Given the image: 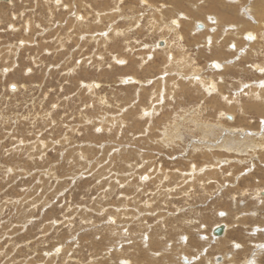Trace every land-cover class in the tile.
<instances>
[{
  "label": "rangeland",
  "instance_id": "374dc122",
  "mask_svg": "<svg viewBox=\"0 0 264 264\" xmlns=\"http://www.w3.org/2000/svg\"><path fill=\"white\" fill-rule=\"evenodd\" d=\"M201 1H0V264H264V30L250 25L264 22V0ZM219 59L227 70L211 66ZM241 131L263 148L206 146Z\"/></svg>",
  "mask_w": 264,
  "mask_h": 264
},
{
  "label": "bare ground",
  "instance_id": "6f19581e",
  "mask_svg": "<svg viewBox=\"0 0 264 264\" xmlns=\"http://www.w3.org/2000/svg\"><path fill=\"white\" fill-rule=\"evenodd\" d=\"M80 1H81V0H80ZM168 1H170L171 3L174 4L173 0H168ZM199 1H200V2H199V4H200L202 1H201V0H199ZM227 1H228L227 3H229V5H230V4L235 5L236 3H238L237 0H227ZM9 2H10V1H9ZM121 2H123V0H120V3H121ZM217 2H218V0H212V1H211V6L214 7V6L218 5ZM82 3H83V2H82ZM85 3H86V2H85ZM114 3H115V2H114ZM218 3H219V2H218ZM61 4H62V3H61ZM118 4H119V1H118ZM168 4H169V3H168ZM214 4H215V5H214ZM83 5H84V4H83ZM63 6H64V5H63ZM65 6H66V5H65ZM167 6H168V5H167ZM170 6H171V5H170ZM253 6H254V5H253ZM56 7H57V6H56ZM59 7H60V6H59ZM75 7H76V6H75ZM151 7H152V6H151ZM163 7L166 8V9L168 8V7H166V5H163ZM172 7H173V6H172ZM192 7H193V6H192ZM194 7H195V5H194ZM194 7H193V8H194ZM236 7H238V6H236ZM64 8H65V7H64ZM69 8H70V7H69ZM82 8H83V7H82ZM170 8H171V7H170ZM251 8H253V7H251ZM58 9H60V8H58ZM74 9H75V8H74ZM117 9H118V8H117ZM119 9H120V8H119ZM197 9H198V8H197ZM214 9H215V8H214ZM253 9H256V10L260 11V10L258 9V7H257V8L255 7V8H253ZM253 9H252V10H253ZM49 10H50V9H49ZM105 10H106V9H105ZM217 10H218V9H217ZM227 10H228V9H227ZM246 10H250V9L248 8V9H246ZM75 11H76V10H75ZM106 11H108V10H106ZM188 11L190 12V10H188ZM191 11H194V10H191ZM195 11H196V9H195ZM195 11H194V12H195ZM115 12H117V11H115ZM170 12H172V11L169 10L168 13H170ZM200 12H201V11H200ZM245 12H246V11H245ZM74 13H75V12H74V10H73V14H74ZM76 13H78V12H76ZM76 13H75V15H76ZM242 13H243V12H242ZM242 13H241V14H242ZM261 13H262V12H261ZM51 14H52V12H51ZM71 14H72V13H71ZM78 14H79V13H78ZM189 14H190V13H189ZM195 14H197V13H195ZM195 14H194V16H195ZM244 14H245V13H244ZM262 14H263V13H262ZM262 14H261V17L263 16ZM52 15H53V14H52ZM80 15H81V14H80ZM104 15H106L107 17L109 16V15L106 14V13H103V16H104ZM201 15H202V14H201ZM247 15H248V14H247ZM69 16H70V15H69ZM69 16H67V17H69ZM82 16H83V15H82ZM98 16L100 17V14H98ZM101 16H102V15H101ZM143 16H144V15H143ZM181 16H182V18H187V17H189V16H187L186 14H181ZM52 17H53V16H52ZM76 17L78 18V16H76ZM111 17H112V16H111ZM200 17H201V16H200ZM85 18H86V17H85ZM132 18H133V17H132ZM196 18H197V16H196ZM198 18H199V17H198ZM99 19H100V18H99ZM105 19H106V18H105ZM179 19H180V16H179ZM187 19H189V18H187ZM192 19H193V18H192ZM199 19H201V18H199ZM218 19H219V18H218ZM5 20H6V19H5ZM84 20H85V19H84ZM193 20H194V19H193ZM207 20H208V19H207ZM208 21H209V20H208ZM216 21H217V20H216ZM75 22H76V21H75ZM88 22H89V21H88ZM177 22H178V21H177ZM252 22H254V21H252ZM56 23H57V22H56ZM59 23H61V22H59ZM59 23H58V24H59ZM65 23H66V22H65ZM91 23H92V22H91ZM188 23H189V22H188ZM196 23H197V22H196ZM200 23H201V22H200ZM203 23H204V22H203ZM217 23H218V22H217ZM232 23H233V22H232ZM11 24H12V23H11ZM82 24H83V23H82ZM87 24H88V23H87ZM207 24H208V23H207ZM84 25H85V24H84ZM190 25H191V23H190V24H187L185 27H187V26L189 27ZM197 25H198V24H196V26H197ZM250 25H251V26H254V29H256V30H257V29H263V30H264V22L261 21V20H259V19H257V18H256V20H255V23H252V24H250ZM62 26H63V25H62ZM96 26H97V25H96ZM112 26H113V25H112ZM167 26H168V25H167ZM167 26L165 25L164 29H165V28H168ZM179 26H180V25H177V24H175L174 22H172L171 24H169V29L172 28L173 30H177ZM196 26H195V27H196ZM205 26H206V28H208V25H205V24H201V26H199V27H202V29H203ZM229 26H231V25H228V26H226V27L229 28ZM110 27H111V26H110ZM49 28H50V27H49ZM54 28H55V25H54ZM181 28H182V27H181ZM210 28H211V27H210ZM232 28H233V30H230V31H237V30H239V26H237V25H232ZM69 29H71V28H69ZM116 29H117V26H115V30H114L113 34L116 32ZM162 29H163V28H162ZM162 29H159V30L162 32ZM197 30H198V29H197ZM199 30H200V29H199ZM203 30H204V29H203ZM248 30H249V29H248ZM248 30H247V31H248ZM117 31H118V29H117ZM177 31H178V30H177ZM230 31L224 29V33H225V34L230 33ZM170 32H171V30H170ZM237 32H238V31H237ZM102 33H103V32H102ZM192 33H193V32H192ZM210 33H211V31H210ZM83 34H84V33H83ZM89 34H90V33H89ZM246 34H247V33H246ZM246 34H245V37H246ZM262 34L264 35V31L262 32ZM92 35H93V34H92ZM94 35H95V34H94ZM102 35H103V34H102ZM105 35H106V34H105ZM109 35H110V34H109ZM109 35H108V38H107L108 41L111 40V36H109ZM114 35H115V34H114ZM116 35H121V31L117 32ZM181 35H182V34H181ZM181 35H180V33H178V38H180ZM55 36H56V35H55ZM95 36H97V35H95ZM182 36H183V35H182ZM209 36H210V37H209L210 39L208 38V39H209L208 43H209V45H210V43H211L212 41L214 42V37H213V35H209ZM222 36H223V34H222ZM100 37H101V35H100ZM100 37H99V38H100ZM224 37H225V36H224ZM250 37H251V38H250ZM262 37H263V39H264V36H262ZM55 38H56V37H55ZM55 38H54V39H55ZM109 38H110V39H109ZM221 38H222V37H221ZM247 38H248V39H247ZM247 38H246V40L248 41V46H250V44H254V43H255V40H256V39L258 40V34H257V33H248ZM59 39H60V38H59ZM161 39H162V38H161ZM161 39H160V41H161ZM56 41H57V40H56ZM90 41H91V40H90ZM90 41H89V42H90ZM102 41H103V40H102ZM125 41H126V40H125ZM160 41H159V42H160ZM164 41H165V40H164ZM96 42H97V41H96ZM156 42H157V41H156ZM217 42H219V41H217ZM28 43H29V42H28ZM104 43H105V42H104ZM160 43H163V44H162V45H161V44H158L159 48L165 44L164 42H160ZM177 44H178V43H177ZM230 44H231V43H230ZM104 45H105V44H104ZM170 45H171V44H170ZM22 46H23V45H22ZM210 46H211V45H210ZM254 46H255V44H254ZM254 46H253V47H254ZM10 47H11V46H10ZM10 47H9V48H10ZM156 47H157V46H156ZM166 47H167L166 50H168V48H169L170 46L168 47V44H166ZM231 47H232V45H231ZM19 48H20V47H19ZM248 48H250V47H248ZM59 49H60V48H59ZM154 49H155V48H154ZM210 49H211V48H210ZM158 50H159V49H158ZM160 50H163V49H160ZM10 51H11V50H10ZM12 51H13V50H12ZM57 51H58V50H57ZM18 52H19V51H18ZM159 53H160V52H159ZM169 53H170V52H169ZM246 53H247V51H246ZM9 54H10V52H9ZM15 54H16V53H15ZM148 54H149V53H148ZM148 54H146V55L148 56ZM181 54H182V53H180V55H181ZM247 54H248V53H247ZM149 55H151V54H149ZM167 55H168V57H170L169 54H167ZM172 55H173V53H172ZM8 56H10V55H8ZM69 56H70V55H69ZM182 56H183V55H181L180 58H182ZM219 56H220V55H219ZM216 57H218V55H216ZM145 58H146V57H145ZM180 58H179V59H180ZM186 58H187V56H186V57L184 56V57L182 58V59H183L182 61L187 62V59H186ZM237 58H238V57H237ZM12 59H13V58H12ZM192 59H193V58H192ZM239 59H240V54H239ZM10 60H11V59H10ZM117 60H118V59H117ZM15 61H16V60H15ZM112 61H113V60H112ZM165 61H166V60H165ZM177 61H178V60L176 59V63H177ZM179 61H180V60H179ZM182 61H181V62H182ZM226 62H228V61H224L223 59H219L218 61H216L215 63H213V65H211V66L214 67V68H216L217 70H224V69L227 70V69L229 68V66H228L229 63H226ZM229 62H230V61H229ZM183 63H184V62H183ZM170 64H171V62L169 63V65H170ZM172 64H173V63H172ZM174 64H175V63H174ZM179 64H180V62H179ZM185 64L187 65V63H185ZM161 65H163V64H161ZM188 65H189V64H188ZM188 65H187V66H188ZM144 66H145V65H144ZM164 66H165V65H164ZM190 66H191V65H190ZM190 66H189V67H190ZM195 66H196V65H195ZM179 67H180V65H179ZM185 67H186V66H185ZM191 67H192V66H191ZM258 67H259V66H258ZM4 68H5V67H4ZM164 68H165V67H164ZM181 68H182V65H181ZM256 68H257V67H256ZM261 68H262V67H261ZM167 69H168V70H167L168 72L171 71V70H169L168 67H167ZM195 69H196V68H195ZM2 70H3V69H2ZM2 70H1V71H2ZM69 70H70V69H69ZM193 70H194V68H193ZM213 70H214V69H213ZM256 70H257V69H256ZM5 71H6V69H5ZM8 71H9V70H8ZM8 71H7V72H8ZM179 71H180V69H179ZM182 71H183V70H182ZM194 71H195V70H194ZM197 71H199V68H198ZM177 72H178V70H177ZM166 73H167V72H166ZM169 73H170V72H169ZM179 73H180V72H179ZM262 73H263V72H262ZM17 74H18V73H17ZM183 74H184V73H183ZM189 74H190V73H189ZM195 74H197V73H195ZM195 74H194V75H195ZM199 74H200V73H199ZM5 75H6V74H5ZM176 75H178V74H176ZM197 75H198V74H197ZM160 76H161V75H160ZM170 76H171V75H170ZM179 76H180V74H179ZM182 76H183V75H182ZM182 76H181V77H182ZM204 76H205V75H204ZM172 77H174V75H173ZM176 77H177V76H176ZM3 78H4V77H3ZM126 78H127V77H126ZM178 78H179V77H178ZM185 78H186V77H185ZM200 78H201V77H200ZM200 78H199V79H200ZM219 78H220V77H219ZM133 79H134V78H133ZM135 79H136V78H135ZM161 79H163V78H161ZM168 79H169V78H168ZM179 79H180V78H179ZM182 79H183V77H182ZM195 79H196V78L194 77L192 81H193V82H197V81L199 82V80L196 81ZM197 79H198V78H197ZM148 80H149V79H148ZM166 80H167V78H166ZM166 80H165V81H166ZM184 80H185V79H184ZM238 80H239V79H238ZM125 81H126V80H125ZM165 81H164V82H165ZM174 81H175V80H174ZM185 81H186V80H185ZM262 81H263V80H262ZM122 82H123V81H122ZM13 83H14V81H13ZM142 83H143V82H142ZM167 83H169V82H167ZM176 83H177V81H176ZM188 83H189V82H188ZM191 83H192V82H191ZM205 83H206V81L201 79V84L204 85ZM248 83H249V82H248ZM251 83L253 84L254 82H251ZM258 83H259V82H258ZM147 84H148V83H147ZM172 84H175V82H173ZM172 84H171V85H172ZM206 84H207V83H206ZM212 84H213V83H212ZM256 84H257V83H256ZM263 84H264V83H263ZM143 85H144V84H143ZM191 85H193V84H191ZM191 85H190V86H191ZM261 85H262V84H261ZM19 86H21V85H19ZM88 86H89V85H88ZM88 86H87V87H88ZM169 86H170V85H169ZM172 86H173V85H172ZM174 86H176V85H174ZM188 86H189V85H188ZM243 86H244V85H243ZM245 86H246V85H245ZM253 86H254V85H253ZM89 87L91 88L92 85L89 86ZM89 87H88V88H89ZM94 87H95V86H94ZM184 87H185V86H184ZM201 87H202V86H201ZM208 87H209V86H208ZM216 87H217V86H216ZM216 87H215V88H216ZM90 88H89V89H90ZM142 88H144V87L142 86ZM153 88H154V87H153ZM166 88H167V87H166ZM166 88H165V89H166ZM170 88H171V87H170ZM172 88H173V87H172ZM172 88H171V90H172ZM215 88H214V89H215ZM239 88H240V87H239ZM249 88H250V87H249ZM162 89H163V88H162ZM175 89H176V88H175ZM182 89H183V88H182ZM198 89H199V88H198ZM216 89H217V88H216ZM146 90H147V89H146ZM152 90H153V89H152ZM178 90H180V89H178ZM212 90H213V89H212ZM239 90H240V89H239ZM8 91H9V90H8ZM13 91H14V90H13ZM140 91H141V90H140ZM233 91H234V90H233ZM242 91H243V90H242ZM174 92H175V90H174ZM177 92H179V91H177ZM198 92H200V91H198ZM208 92H209V91H208ZM255 92H256V95H257V96H260V95H258V94H260V91H255ZM132 93H133V92H132ZM175 93H176V92H175ZM246 93H247V92H246ZM137 94H138V93H137ZM141 94H145V93H140V96H141ZM249 94H250V93H249ZM249 94H247V95H249ZM147 95H148V94H147ZM245 95H246V94H245ZM150 96H151V95H150ZM183 96H184V95H183ZM136 97H137V96H136ZM144 97H145V96H144ZM148 97H149V96H148ZM160 97H161V96H160ZM162 97H163V96H162ZM162 97H161V98H162ZM255 97H256V96H255ZM129 99H131V98H129ZM169 99H170V98H169ZM224 99H225V98H224ZM254 99H256V98H254ZM142 100H143V99H142ZM226 100H227V99H226ZM232 100H233V99H232ZM138 101H139V100H138ZM138 101H137V102H138ZM140 101H141V100H140ZM223 101H224V100H223ZM155 102H156V101H155ZM201 102H202V101H201ZM262 102H263V101H262ZM138 103H139V102H138ZM211 103H212V102H211ZM213 103H216V102L214 101ZM204 104H205V103H204ZM207 104H209V103H207ZM135 105H136V104H135ZM205 105H206V104H205ZM216 105H217V104H216ZM221 105H222V104H221ZM180 106H181V105H180ZM201 106H203V104H202ZM206 106H207V105H206ZM206 106H205V107H206ZM226 106H227V105H226ZM228 106H229V105H228ZM228 106H227V107H228ZM230 106H231V105H230ZM231 107H232V106H231ZM142 108H143V107H142ZM148 108H149V107H148ZM150 108H151V107H150ZM203 108H204V107H203ZM207 108H208V107H207ZM222 108H223V107H222ZM140 109H141V108H140ZM183 109H184V108H183ZM188 109H189V108H188ZM196 109H197V108H196ZM205 109H206V108H205ZM218 109H219V108H218ZM147 110H148V109H147V107H146V109L143 108L141 112H143V114H146V111H147ZM149 110H151V109H149ZM178 110H179V109H178ZM178 110H177V111H178ZM184 110H186V109H184ZM184 110H183V112H184ZM201 110H202V109H201ZM152 111H154V110H152ZM152 111H151V112H152ZM158 111H159V110H158ZM190 111H191V110H190ZM175 112H176V111H175ZM218 112H220V111H218ZM191 113H192V112H191ZM193 113H194V112H193ZM195 113H196V112H195ZM133 114H134V113H133ZM137 114H138V113H137ZM178 114H179V113H178ZM202 114H203V113H202ZM173 115H174V114H173ZM176 115H177V114H176ZM186 115H188V112H187ZM195 115H196V114H195ZM217 115H218V114H217ZM143 116H144V115H143ZM143 116H142V117H143ZM188 116H189V115H188ZM221 116L223 117V115H221ZM232 116H233V115H232ZM153 117H154V116H153ZM180 117H181V116H180ZM127 118H128V116H127ZM135 118H136V117H135ZM139 118H140V117H139ZM209 118H210V117H209ZM103 119H104V118H103ZM144 119H146V118H144ZM150 119H151V118H150ZM182 119H183V118H182ZM193 119H194V118H193ZM260 119H261V118H260ZM137 120H138V118H137ZM175 120H176V119H175ZM177 120H178V118H177ZM222 120H223V119H222ZM170 121H171V120H170ZM178 122H179V121H178ZM196 122H197V121H196ZM123 123H124V122H123ZM172 123H173V122H172ZM197 123H198V122H197ZM203 123H204V122H203ZM125 124H127V123H125ZM192 124H193V123H191V125H192ZM198 124H199V123H198ZM200 124H201V123H200ZM204 124H205V123H204ZM222 124H223V122H222ZM262 124H263V123H262ZM149 125H151V124H149ZM149 125H148V127H149ZM171 125H172V124H171ZM188 125H189V123H188ZM220 125H221V124H220ZM224 125H225V124H224ZM152 126H153V125H152ZM183 126H184V125H183ZM197 126H198V125H197ZM208 126H209V125H208ZM214 126H215V125H214ZM221 126H222V125H221ZM137 127H138V126H137ZM148 127H147V128H148ZM178 127H180V126H178ZM222 127H223V126H222ZM262 127H263V126H262ZM262 127H261V128H262ZM96 128H97V127H96ZM102 128H103V127H102ZM170 128H171V127H170ZM190 128H191V127H190ZM193 128H194V127H193ZM197 128H198V127H197ZM197 128H196V129H197ZM199 128H200V127H199ZM207 128H208V127H207ZM207 128H204V129L201 128L200 131H201V133L203 134V139H204L203 142L205 141L206 143H209V145H210V142L208 141V139L210 138L211 135H213V134H214L215 132H217V131H214V130H213L214 132H212V130H210V129H211L210 126H209L210 129H209V128L207 129ZM165 129H169V128L166 127ZM173 129H175V128L173 127ZM173 129H172V130H173ZM185 129H186V128H185ZM244 129H245V128H244ZM232 130H233V129H232ZM232 130H231V131H232ZM145 131H146V130H145ZM147 131H148V130H147ZM156 131H158V130H156ZM160 131H161V130H160ZM169 131H170V130H169ZM169 131H168V132H169ZM192 131H193V130H192ZM242 131H243V130H242ZM242 131L236 134V135H238V137H236L237 140L234 139V137H233V138H228L227 135H225L227 138H226V137L223 138V139L221 138L222 140H219V143H220V144H218L217 146H216V145H215V146H212V145H211V146H208V145H206V146L209 147V148H208L209 151H215V150H221V149H225V150L231 151V150H233V148H232V146H231V143H230V142H232V141H239L241 144H248L249 141H252L253 146H252L251 144L249 145V146H250L249 148H251L252 150H256L258 147L263 148V145H262V143H260V142H258L259 145H256V144H257V141H256V139L254 138V136L247 135V134L244 135V134H243V137H245V136H246V137H245V139L240 140L241 138L239 137V134H242V133H243ZM260 131H261V130H260ZM163 132H167V131L164 130ZM185 132H186V131H185ZM224 132H226V130H225ZM229 132H230V131H229ZM145 133H146V132H145ZM161 133H162V132H161ZM181 133H182V130H181ZM194 133H195V132H194ZM218 133H219V131H218ZM260 133H261V132H260ZM176 134H177V133H176ZM185 134H186V133H185ZM250 134H251V133H250ZM136 135H137V134H136ZM163 135H164V134H163ZM165 135L167 136L168 134L165 133ZM169 135H170V133H169ZM172 135H174V133H173ZM187 135H188V134H187ZM194 135H195V134H194ZM229 135H231V134H229ZM229 135H228V136H229ZM233 135H234V134H233ZM137 136H141V135H137ZM153 136H154V135H153ZM195 136H197V135H195ZM231 136H232V135H231ZM133 137H134V136H133ZM162 137H163V136H162ZM170 137H171V135H170ZM201 137H202V136H201ZM229 137H230V136H229ZM172 138H173V137H172ZM172 138H171V139H172ZM183 138H184V136H183ZM256 138H257V137H256ZM154 139H155V138H154ZM158 139H159V138H158ZM158 139H157V140H158ZM164 139H165V140H166V139L168 140V139H170V138H164ZM164 139H162V140H164ZM171 139H170V140H171ZM181 139H182V138H181ZM213 139H214V138H213ZM219 139H220V138H219ZM260 139H261V140H264V135H262ZM157 140H155V142H157ZM165 140H164V141H165ZM167 140H166V141H167ZM173 140H174V139H172V141H173ZM176 140H177V139H176ZM209 140H210V139H209ZM215 140H216V137H215ZM258 140H259V139H258ZM160 141H161V140H160ZM164 141H163V142H164ZM211 141H212V137H211ZM163 142L161 141L160 144H162ZM173 142H174V141H173ZM187 142H188V141H187ZM189 142H190V141H189ZM195 142H196V141H195ZM199 142H200V140H199ZM212 142H215V141H212ZM177 143H178V142H177ZM206 143H205V144H206ZM150 144H151V143H150ZM152 144H153V143H152ZM155 144H156V143H155ZM157 144H159V143H157ZM165 144H166V143H165ZM165 144H164V146H165ZM185 144H186V143H185ZM192 144H193V143H192ZM213 144H214V143H213ZM236 144L239 145L238 142H236ZM166 145H168V142H167ZM174 145H175V144H174ZM176 145H177V144H176ZM190 145H191V143H190ZM198 145H199V144H198ZM198 145H197V146H198ZM233 145H234V143H233ZM168 146H169V145H168ZM168 146H167L166 148H169ZM170 146H171V145H170ZM172 146H173V145H172ZM192 146H194V145H192ZM192 146H191V147H192ZM203 146H205V145L203 144ZM234 146H235V145H234ZM191 147H190V150H191ZM195 147H196V145H195ZM195 147H194V148H195ZM207 147H206V149H207ZM247 147H248V145H244V148H247ZM196 148H197V147H196ZM196 148H195V149H196ZM199 148H200V146H199ZM201 148H203L202 145H201ZM182 149H184V148H182ZM204 149H205V148H204ZM251 149H250V150H251ZM263 149H264V148H263ZM133 150H134V149H133ZM184 150H185V149H184ZM247 150H248V149H247ZM91 151H92V150H91ZM140 151L143 153V150H142V149H141ZM147 151H148V150H147ZM195 151H196V150H195ZM235 151H236V150H235ZM240 151H241V150H240ZM242 151H243V149H242ZM261 151H262V150H261ZM150 152H151V151H150ZM150 152H149V153H150ZM153 152H154V151H153ZM172 152H173V151H172ZM174 152H175V151H174ZM192 152H194V150H193ZM244 152H245V151H244ZM247 152H248V151H247ZM256 152H257V151H256ZM119 153H120V152H119ZM124 153H125V152H124ZM157 153H158V152H157ZM222 153H223V152H222ZM239 153H240V152H239ZM251 153H252V152H251ZM253 153H254V151H253ZM158 154H160V153H158ZM162 154H163V153H162ZM194 154H195V152H194ZM213 154H214V153H213ZM234 154H235V153H234ZM237 154H238V153H237ZM248 154H249V153H248ZM254 154H255V153H254ZM140 155H141V154H140ZM190 155H191V154H190ZM239 155H240V154H239ZM179 156H180V155H179ZM257 156H258V155H257ZM86 157H87V156H86ZM129 157H130V156H129ZM176 157H177V156H176ZM176 157H175V158H176ZM182 157H184V156H182ZM255 157H256V156H255ZM158 158H159V157H158ZM166 158H168V156H166ZM246 158H247V157H246ZM172 159H173V158H172ZM181 159H183V158H181ZM185 159H186V157H185ZM192 159H193V158H192ZM218 159H219V158H218ZM221 159H222V158H221ZM221 159H220V160H221ZM225 159H226V158H225ZM227 159H228V158H227ZM195 160H196V159H195ZM213 160H214V159H213ZM220 160H217V161H220ZM77 161H78V160H77ZM126 161H127V160H126ZM141 161H142V160H141ZM170 161H171V160H170ZM225 161H226V160H223V163H225ZM234 161H235V160H234ZM256 161H257V160H256ZM78 162H80V161H78ZM142 162H144V161H142ZM148 162H149V160H148ZM151 162H152V161H150V163H151ZM184 162H185V161H184ZM184 162H183V163H184ZM194 162H195V161H194ZM239 162H240V160H239ZM241 162H242V161H241ZM244 162H246V161H244ZM254 162H255V161H254ZM131 163H134V162H131ZM185 163H186V162H185ZM187 163H189V162H187ZM223 163H222V165H223ZM80 164H81V163H80ZM151 164H152V163H151ZM161 164H162V163H161ZM173 164H174V163H173ZM228 164H229V162H228ZM238 164H239V163H238ZM82 165H83V164H82ZM85 165H86V164H85ZM88 165H89V164H88ZM130 165H131V164H130ZM159 165H160V164H159ZM159 165H158V166H159ZM174 165H175V164H174ZM174 165H173V166H174ZM176 165H177V164H176ZM187 165H188V164H187ZM187 165H186V166H187ZM190 165H193V164H190ZM195 165H196V164H195ZM195 165H194L195 168L192 166V167L194 168V170L196 169V166H197V165H196V166H195ZM216 165H218V164L216 163ZM154 166H155V165H154ZM171 166H172V165H171ZM199 166H200V165H199ZM202 166H203V165H202ZM204 166H205V165H204ZM208 166H209V165H208ZM210 166H211V165H210ZM80 167H81V166H80ZM130 167L132 168V166H130ZM145 167H146V165H145ZM197 167H198V166H197ZM234 167H235V166H234ZM253 167H254V166H253ZM161 168H162V167H161ZM198 168H199V167H198ZM201 168H202V167H201ZM210 168H211V167H210ZM139 169H140V168H139ZM145 169H146V168H145ZM159 169H160V168H159ZM191 169H192V168H191ZM199 169H200V168H199ZM215 169H217V168H215ZM162 170H163V169H162ZM174 170H175V169H174ZM176 170H177V169H176ZM194 170H192V171H194ZM156 171H158V170H156ZM166 171H167V170H166ZM168 171L171 172V170H168ZM168 171H167V172H168ZM179 171H180V170H179ZM201 171H202V170H201ZM207 171H208V170H207ZM245 171H246V170H245ZM140 172H141V171H140ZM167 172H166V173H167ZM174 172H175V171H174ZM180 172L183 173L182 171H180ZM246 172H248V171H246ZM157 173H158V172H157ZM175 173H176V172H175ZM188 173H189V172H188ZM191 173H193V172H191ZM211 173H212V172H211ZM216 173H217V172H216ZM234 173H235V172H234ZM139 174H140V173H139ZM162 174H164V173H162ZM168 174H169V172H168ZM168 174H167V176H168ZM177 174H178V173H177ZM185 174H187V172H186ZM197 174H199V172H197ZM201 174H202V173H201ZM164 175H165V174H164ZM190 175H191V174H190ZM220 175H221V174H220ZM238 175H239V174H238ZM152 176H153V175H152ZM161 176H162V175H161ZM161 176H160V178H161ZM175 176H176V175H175ZM195 176H196V174H195ZM197 176H198V175H197ZM204 176H205V175H204ZM132 177H135V176H132ZM205 177H206V176H205ZM229 177H230V176H229ZM235 177H237V176H235ZM239 177L241 178V176H239ZM175 178H176V177H175ZM187 178H188V177H187ZM206 178H207V177H206ZM224 178H225V177H224ZM259 178H260V177H259ZM131 179H132V178H131ZM140 179H141V178H140ZM155 179H156V178H155ZM177 179H178V178H177ZM181 179H182V178H181ZM188 179H190V177H189ZM197 179H198V178H197ZM200 179H201V178H200ZM156 180H158V179H156ZM171 180H172V179H171ZM173 180H174V179H173ZM182 180H183V179H182ZM182 180H181V181H182ZM216 180H217V179H216ZM232 180H233V179H232ZM238 180H240V179H238ZM252 180H253V179H252ZM16 181H17V180H16ZM158 181H159V180H158ZM160 181H163V180L160 179ZM183 181H184V180H183ZM183 181H182V182H183ZM194 181H196V180H194ZM207 181H208V180H207ZM213 181H214V180H213ZM213 181L211 182L212 185H213ZM233 181H234V180H233ZM240 181H241V180H240ZM259 181H260V180H259ZM156 182H157V181H156ZM163 182H164V181H163ZM170 182H171V181H170ZM178 182H179V181H178ZM178 182H176V183H178ZM185 182H186V181H185ZM185 182H184V183H185ZM201 182H202V181H201ZM254 182H256V181H254ZM8 183H9V182H8ZM154 183H155V182H154ZM171 183H173V182H171ZM199 183H200V182H197L196 185L198 186ZM205 183H207V182H205ZM168 184H169V183H168ZM179 184H180V183H179ZM200 184H202V183H200ZM229 184H230V182H229ZM232 184H233V183H232ZM193 185H194V183H193ZM196 185H194V186H196ZM210 185H211V184H210ZM212 185H211V186H212ZM216 185H217V183H216ZM220 185H221V184H220ZM233 185H235V184H233ZM249 185H251V184H249ZM161 186H162V185H161ZM188 186H189V184H188ZM136 187H137V186H136ZM143 187H144V186H143ZM159 187H160V186H159ZM162 187H163V186H162ZM191 187H193V186H191ZM216 187H217V186H216ZM168 188H169V187H168ZM172 188H173V187H172ZM187 188H188V187H187ZM206 188H207V187H206ZM247 188H249V187H247ZM139 189H140V187L138 188V190H139ZM144 189H145V188H144ZM169 189H170V188H169ZM189 189H190V186H189ZM192 189H194V188H192ZM202 189H203V188H202ZM222 189H223V188H222ZM254 189H256V188H254ZM156 190H157V189H156ZM170 190H171V189H170ZM190 190H191V189H190ZM199 190H200V189H199ZM238 190H239V189H238ZM178 191H179V189H178ZM186 191H187V190H186ZM186 191H185L184 193H186ZM195 191H196V190H195ZM201 191H202V190H201ZM205 191H206V190H205ZM232 191H233V190H232ZM141 192H142V191H141ZM159 192H160V191H159ZM159 192H158V193H159ZM170 192H172V191H170ZM196 192H197V191H196ZM202 192H203V191H202ZM255 192H257V191L255 190ZM262 192H264V190L259 189V191H258V195H259L260 197H261V193H262ZM173 193H174V190H173ZM181 193H182V192H181ZM204 193L206 194V192H204ZM248 193H249V192H248ZM141 194H142V193H141ZM167 194H168V193H167ZM171 194H172V193H171ZM196 194H197V193H196ZM202 194H203V193H202ZM159 195H160V193H159ZM168 195H169V194H168ZM173 195H175V194H173ZM176 195H177V194H176ZM181 195H182V194H181ZM183 195H184V194H183ZM187 195H189V194H187ZM123 196H124V195H123ZM231 196H232V195H231ZM254 196H255V195H254ZM157 197H158V196H157ZM187 197H188V196H187ZM250 197H251V196H250ZM257 197H258V196H257ZM167 198H169V197H167ZM171 198H172V195H171ZM175 198H176V196H175ZM182 198H183V197H182ZM155 199H156V198H155ZM169 199H170V198H169ZM169 199H168V200H169ZM179 199H180V198H179ZM184 199H185V198H184ZM204 199H205V198H204ZM258 199H259V198H258ZM263 199H264V198H260V200H263ZM19 200H20V199H19ZM148 200H149V199H148ZM186 200H187V199H186ZM21 201H22V200H21ZM170 201H171V199H170ZM263 201H264V200H263ZM24 202H25V201H24ZM42 202H43V201H42ZM132 202H133V201H132ZM166 203H168V202H166ZM193 203H194V202H193ZM257 203H258V202H257ZM260 203H261V202H260ZM145 204H147V203H145ZM151 204H152V203H151ZM168 204H169V203H168ZM258 204H259V203H258ZM125 205H126V204H125ZM147 205H148V204H147ZM152 205H153V204H152ZM193 205H194V204H193ZM123 206H124V205H123ZM156 206H157V205H156ZM158 206H159V205H158ZM160 206H161V205H160ZM160 206H159V207H160ZM166 206H167V204H166ZM191 206H192V205H191ZM257 206H259V205H257ZM145 207H146V206H145ZM152 207H153V206H152ZM125 208H126V207H125ZM176 208H177V207H176ZM192 208H193V207H192ZM107 209H108V208H107ZM123 209H124V208H123ZM154 209H155V208H154ZM252 209H253V208H252ZM179 210H180V209H179ZM197 210H198V209H197ZM121 211H122V210H121ZM185 211H186V210H185ZM251 211H252V210H251ZM253 211H255V210H253ZM123 212H124V211H123ZM126 212H127V211H126ZM164 212H165V211H164ZM247 212H248V211H247ZM100 213H101V212H100ZM183 213H184V212H183ZM193 213H194V212H193ZM263 213H264V212H263ZM126 214H127V213H126ZM165 214H166V213H165ZM260 214H261V213H260ZM121 215H122V213H121ZM157 215H158V214H157ZM179 215H180V214H179ZM101 216H102V215H101ZM110 216H111V215H110ZM165 216L167 217V215H165ZM238 216H239V215H238ZM125 217H126V215H125ZM255 217H256V216H255ZM259 217H260V216H259ZM175 218H176V216H175ZM179 218H180V217H179ZM148 219H149V218H148ZM237 219H238V218H237ZM185 220H186V219H185ZM189 220H190V219H189ZM192 220H193V219H192ZM107 221H108V220H107ZM145 221H146V220H145ZM196 221L198 222V220H196ZM256 221H258V222L260 223L261 220H256ZM108 222H109V221H108ZM140 222H141V221H140ZM189 222H191V221H189ZM105 223H106V222H105ZM110 223H112V222L110 221ZM154 223H155V222H154ZM183 223H184V222H183ZM9 224H10V223H9ZM161 224H162V223H161ZM190 224H191V223H190ZM194 224H195V223H194ZM197 224H198V223H197ZM251 224H252V223H251ZM260 224H261V223H260ZM115 225H116V223H115ZM164 225H165V223H164ZM192 225H193V224H192ZM223 225H225V224H223ZM261 225H262V224H261ZM116 226H117V225H116ZM152 226H154V225H152ZM219 226H220V224H219ZM225 226H226V225H225ZM227 226H228V225H227ZM227 226H226V230H228V229H227ZM113 227H114V226H113ZM149 227H150V224H149ZM195 227H196V226H195ZM204 227H205V226H204ZM216 227H217V226H216ZM126 228H127V227H126ZM213 228H214V227H213ZM229 228H230V227H229ZM106 229H107V228H106ZM149 229H150V228H149ZM245 229H246V228H245ZM256 229H257V228H256ZM126 230H127V229H126ZM126 230H122V232H123V231L125 232ZM168 230H169V229H168ZM149 231H150V230H149ZM212 231H213V229H212ZM116 232H117V231H116ZM116 232H115V233H116ZM124 232H123V233H124ZM225 232H226V231H225ZM109 233H110V232H109ZM123 233H122V234H123ZM147 233H148V232H146L145 234H147ZM173 233H174V232H173ZM210 233H211V232H210ZM236 233H238V232L235 231V230H233V231L229 232V234H227V235H229L230 238H234V237L237 238L238 235H236ZM211 234H212V233H211ZM224 234H225V233H224ZM127 235H128V233H127ZM173 235H174V234H173ZM176 236H177V235H176ZM183 236H184V235H183ZM186 236H187V235H186ZM223 236H224V235H223ZM119 237H120V236H119ZM145 237H146V236H145ZM145 237H144V238H145ZM181 237H182V236H181ZM181 237L179 236V238H180L179 241L182 243L183 240H181ZM212 237H213V234H212ZM221 237H222V236H221ZM224 237H226V236H224ZM147 238H148V237H147ZM147 238H145L144 240H146ZM183 238H184V237H182V239H183ZM213 238H214L213 240L216 241V240H218L219 237H215V236H214ZM97 239H98V238H97ZM140 239H141V238H140ZM167 239H168V238H167ZM167 239H166V240H167ZM176 239H178V238H176ZM187 239H188V238H187ZM187 239H186V240H187ZM199 239H200V238H199ZM144 240H143V241H144ZM147 240H148V239H147ZM172 241H173V240H172ZM207 241H208V240H207ZM230 241H231V240H227V239H225L224 241H221L220 243H218V246H219L220 248L223 249V248H225V247H222V245L225 246V244H231L232 242H230ZM169 243H170V242H169ZM178 243H179V242H178ZM184 243H186V242H184ZM211 243H213V242H211ZM237 243H238V242H237ZM239 244H240V243H239ZM145 245H147L146 241H145ZM145 245H144V246H145ZM170 245H171V244H170ZM168 246H169V245H168ZM185 246H186V245H185ZM226 247H227V246H226ZM258 247H259V246H258ZM262 247H263V246H262ZM182 248H184V247H182ZM208 248H209V247H208ZM234 248H235V247H234ZM239 248H240V247H239ZM116 249H117V248H116ZM177 249H178V248H177ZM205 249H206V248H205ZM255 249H256V248H255ZM258 250H259V249H258ZM263 250H264V249H263ZM58 251H59V250H58ZM201 251H202V250H201ZM204 251H205V250H204ZM204 251H203V252H204ZM234 251H235V250H234ZM261 251H262V250H261ZM178 252H179V251H178ZM58 253H59V252H58ZM58 253H57V254H58ZM121 253H122V252H121ZM206 253H207V252H206ZM59 254H60V253H59ZM204 254H205V253H204ZM204 254H203V255H204ZM239 254H240V253H239ZM241 254H242V253H241ZM123 255H124V254H123ZM156 255H157V253H156ZM172 255H173V254H172ZM174 256H175V255H174ZM199 256H200V254H199ZM201 256H202V255H201ZM222 256H223V255H222ZM121 257H122V256H121ZM172 257H173V256H172ZM184 257H186V256L184 255ZM187 257H188V256H187ZM192 257H193V256H192ZM163 258H164V257H163ZM194 258H195V257H194ZM252 258H253V257H252ZM172 259H173V258H172ZM179 259H180V258H179ZM186 259H187V258H186ZM219 259H220V258H219ZM248 259H249V258H248ZM122 260H123V259H122ZM175 260H176V259H175ZM187 260H188V259H187ZM250 262H251V261H250ZM173 263H174V262H173ZM173 263H171V264H173ZM252 263L254 264V262H252ZM168 264H169V263H168Z\"/></svg>",
  "mask_w": 264,
  "mask_h": 264
},
{
  "label": "water",
  "instance_id": "95a60500",
  "mask_svg": "<svg viewBox=\"0 0 264 264\" xmlns=\"http://www.w3.org/2000/svg\"><path fill=\"white\" fill-rule=\"evenodd\" d=\"M0 1L9 2L10 0H0ZM160 44L162 45L163 43H160ZM11 88L13 89V87H11ZM227 118L231 119L232 116L228 115ZM261 196H264V192L261 193ZM225 231H226L225 225L217 226V227L213 228V231H212L213 237L214 236L215 237H221L224 235Z\"/></svg>",
  "mask_w": 264,
  "mask_h": 264
},
{
  "label": "crops",
  "instance_id": "0c3cea01",
  "mask_svg": "<svg viewBox=\"0 0 264 264\" xmlns=\"http://www.w3.org/2000/svg\"><path fill=\"white\" fill-rule=\"evenodd\" d=\"M178 1V3H179V1H183V0H177ZM181 5V4H180ZM220 21V20H219ZM113 36V35H112ZM110 39V38H109ZM110 41V40H109ZM125 61V60H124Z\"/></svg>",
  "mask_w": 264,
  "mask_h": 264
},
{
  "label": "flooded vegetation",
  "instance_id": "af4514ba",
  "mask_svg": "<svg viewBox=\"0 0 264 264\" xmlns=\"http://www.w3.org/2000/svg\"><path fill=\"white\" fill-rule=\"evenodd\" d=\"M12 0H10V2H11Z\"/></svg>",
  "mask_w": 264,
  "mask_h": 264
},
{
  "label": "snow or ice",
  "instance_id": "6c2138e0",
  "mask_svg": "<svg viewBox=\"0 0 264 264\" xmlns=\"http://www.w3.org/2000/svg\"><path fill=\"white\" fill-rule=\"evenodd\" d=\"M251 38V37H250Z\"/></svg>",
  "mask_w": 264,
  "mask_h": 264
}]
</instances>
